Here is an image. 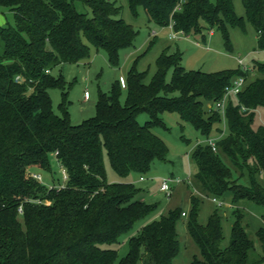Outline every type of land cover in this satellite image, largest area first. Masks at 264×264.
Masks as SVG:
<instances>
[{
  "label": "trees",
  "instance_id": "1",
  "mask_svg": "<svg viewBox=\"0 0 264 264\" xmlns=\"http://www.w3.org/2000/svg\"><path fill=\"white\" fill-rule=\"evenodd\" d=\"M126 1L133 17L142 9L148 23L172 24L184 37L218 30L226 47L228 28H243L247 21L257 48L264 50V0H240L242 17L235 14L234 0ZM80 2L90 16L79 13L74 0H0V8L13 16V25L0 27V264H172L180 252L176 226L185 213L181 206L142 225L127 240L124 257L118 259L113 248L156 209V204L135 199L139 190L125 180L132 173L146 175L156 161H167L168 148L153 132L166 130L164 113L177 114L206 140L218 133L216 150L206 140L197 144L191 155L196 171L182 184L193 181L199 196L225 203L229 198V208L215 206L200 223L202 199L190 196L185 225L199 256L189 264H262L264 214L263 226L254 233L262 254L255 255L245 205L264 211V124L254 126L257 115L264 120V63L247 71L240 66L214 73L187 71L179 52L165 50L149 83L133 65L123 89L116 82L108 94L99 93L95 116L72 125L64 92L61 115L52 111L48 91L65 89L62 75L54 77L52 71L88 60L89 46L104 51L109 65L118 67L120 51L132 47L137 36L115 1ZM253 71L260 77L248 81ZM239 77L246 79L244 88L225 101L223 110L216 108ZM140 115L147 116L143 124ZM222 116L226 136H220ZM105 157L118 182L107 181ZM52 162L61 170L62 183L31 178L39 170L51 173ZM245 173L247 186L240 183ZM225 209L232 223L223 246L220 211Z\"/></svg>",
  "mask_w": 264,
  "mask_h": 264
},
{
  "label": "rangeland",
  "instance_id": "2",
  "mask_svg": "<svg viewBox=\"0 0 264 264\" xmlns=\"http://www.w3.org/2000/svg\"><path fill=\"white\" fill-rule=\"evenodd\" d=\"M115 1L117 6L121 7V18L125 23L132 26L137 31L132 47L122 50L119 53L118 67H112L107 61L106 54L102 50H96L89 46V59L77 65H63L52 71V75L57 77L62 75L65 82V89L57 88L48 91L51 108L55 115L60 116L59 104L62 102V92L65 93L66 111L72 125H79L82 122L95 116V105L98 94H108L114 83L118 82L123 89L127 71L135 65L138 72H145V83H149L156 73V60L166 50L167 54L179 52L181 55L180 65L187 71H201L205 73H214L223 70L234 71L238 69L237 58L243 60L246 68L252 69L255 63H264V50H259L256 44V33L250 23L244 21L243 28H228L229 47H226L220 31L213 30L210 34L205 32L202 36L180 35L178 39L171 40L168 27H158L153 23L147 22V17L142 9H139L138 16L133 17L128 8L126 0ZM74 6L79 13L91 15L90 9L83 6L80 0H74ZM233 7L237 16H243L244 9L240 0L233 1ZM6 23L13 25V16L0 8V27ZM155 35V37H154ZM2 43L0 41V52ZM255 77H260L256 72H250L247 80L252 81ZM171 78V71H168L166 80ZM238 78H234V81ZM89 93V99H84V92ZM125 94L121 97L124 102ZM232 105L236 106L235 98L231 99ZM140 124L147 121L146 115H140L137 118ZM162 120L166 130L155 128L153 132L163 140L168 148L166 162H154L149 173L139 175L132 173L125 180L131 182L139 190L135 199H143L148 204H156V209L144 219L138 221L133 229L124 234L118 240V245L113 246L117 250L118 259L127 253V240L134 236L142 225L152 220L158 219L165 214L168 209L181 205L185 213L189 210L190 196L194 195L202 202L200 204L199 222L205 223L210 213L215 209L210 197L199 196V193L192 189L191 184H178L170 199H167L159 192V182L165 177H178L182 180L188 177L192 178L196 169L191 159V155L198 143H205V137L195 131L189 124L182 122L175 113H164ZM219 128L220 136L227 135L225 119L222 116ZM264 124V120L257 115L254 126ZM218 133H212L209 139H217ZM106 178L108 182H118V176L111 169L107 158H104ZM42 178L43 183H50L54 179L55 183H62L61 170L55 162L51 163V173L47 171H37ZM144 177V180H141ZM258 182L263 183L262 177H258ZM242 185H248L247 174L240 179ZM229 202V198L226 199ZM226 202V203H227ZM248 212V235L255 247V255L262 254L261 245L256 239L255 231L263 226L262 215L264 211L261 207L254 204H246ZM246 212V210L244 209ZM223 217L222 245L228 244L230 238V229L232 217L230 210L220 211ZM186 218L181 217L176 226V232L180 244V252L173 259L172 264H189L193 256H199L197 247L192 242L186 230ZM136 264H142L138 260ZM264 264V262L262 263Z\"/></svg>",
  "mask_w": 264,
  "mask_h": 264
},
{
  "label": "built area",
  "instance_id": "3",
  "mask_svg": "<svg viewBox=\"0 0 264 264\" xmlns=\"http://www.w3.org/2000/svg\"><path fill=\"white\" fill-rule=\"evenodd\" d=\"M169 28V37L171 40L173 39H178V37L180 35H182V33H177L173 31L172 28V24H170L168 26ZM212 32H210L211 34ZM237 63L238 65L244 70L247 71L248 68H246L243 64V60L241 58H237ZM246 84V79H244L243 77H239L238 79H236L235 81H233V84L231 86H228L225 89V95L223 97V100L221 103L216 104V108L223 110L224 109V105H225V101L229 98V97H235L237 96V94L244 88ZM84 99L87 100L89 99V93L87 91L84 92ZM243 111H245V109H243ZM260 117V116H259ZM215 142L216 139H207L206 143L212 148V150H216V146H215ZM62 173H64V171H62ZM31 178H33V180H35L37 183L40 184H44L42 181V178L39 174H31L30 175ZM142 180V179H141ZM183 182H188V178L185 180H182L178 177H165L162 178L159 182V192H161L167 199H169L174 191V188L178 185L181 184ZM211 202L218 208H229L230 205L220 201L216 198H210ZM18 213L21 215L22 214V209L21 207L18 208ZM185 213H182V217H185Z\"/></svg>",
  "mask_w": 264,
  "mask_h": 264
},
{
  "label": "crops",
  "instance_id": "4",
  "mask_svg": "<svg viewBox=\"0 0 264 264\" xmlns=\"http://www.w3.org/2000/svg\"><path fill=\"white\" fill-rule=\"evenodd\" d=\"M181 206V205H180Z\"/></svg>",
  "mask_w": 264,
  "mask_h": 264
}]
</instances>
